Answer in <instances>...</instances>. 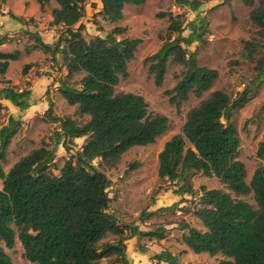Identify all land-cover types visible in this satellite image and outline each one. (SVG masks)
<instances>
[{"label":"trees","instance_id":"1","mask_svg":"<svg viewBox=\"0 0 264 264\" xmlns=\"http://www.w3.org/2000/svg\"><path fill=\"white\" fill-rule=\"evenodd\" d=\"M35 1L42 11L52 1L56 4L51 24L62 27L63 33L55 45L37 38V46L51 55L56 64L57 56L62 57L67 76L60 81L59 91L68 105L89 120L78 124L69 117L56 119L62 131L55 134V147L44 145L33 150L8 173L2 163H6V151L20 121L10 116L7 125L0 128V264H14L7 250H14L17 240L25 258L35 264H129L126 233L162 241L168 231L158 228L144 232L135 224L121 225L108 210L111 181L94 163L115 168L131 148L152 145L169 129L168 118L151 114L142 96L115 90L121 80L129 78V63L135 59L142 40H118L117 36L127 31L120 26L106 37L87 40L85 26L77 27L86 15L87 0ZM242 1L252 8L249 20L260 37L244 42L247 57L256 63L254 82L258 85L264 82V0ZM101 2L104 10L100 17L116 24L123 20L127 5L140 6L146 0ZM6 3L7 0H0V8ZM175 3L192 11L201 7L199 1ZM205 25L203 18L198 24L188 23L191 33L186 37L184 22L170 15L168 31L176 37H169L156 54L144 60L145 65L150 64L148 71L159 87L164 83L169 62L185 68L176 86L165 92L178 110L191 94L201 98L210 92L219 79L217 70L199 66L197 53L187 49L201 41L199 31ZM6 41L0 35V46ZM253 52L261 57L256 59ZM19 56L18 51L0 52L1 76ZM28 69L26 66L25 72ZM76 76H81L80 80H74ZM251 92V88H246L232 99L224 90L212 91L188 111L182 132L169 139L158 156L159 178L173 184V193L179 197L194 195L192 179L199 174L217 178L227 190L201 189L193 215L203 223L205 231L187 224L181 226V230H187L183 243L194 254H221L226 260L219 264H264V139L256 152L262 164L248 184L246 166L239 160V133L232 122L233 112L244 106ZM30 96L28 90L0 87V117L5 110L3 100L23 112L29 108ZM47 115L52 116V106ZM78 139L85 140L82 150L71 155L56 176L50 166L56 159L57 147L62 144L69 151ZM249 196L253 204L240 199ZM179 207L177 203L168 209ZM111 236L117 240L104 242ZM154 260L156 264H179L178 258L167 250L156 254Z\"/></svg>","mask_w":264,"mask_h":264},{"label":"rangeland","instance_id":"2","mask_svg":"<svg viewBox=\"0 0 264 264\" xmlns=\"http://www.w3.org/2000/svg\"><path fill=\"white\" fill-rule=\"evenodd\" d=\"M190 1H199L200 9L192 11L189 8L180 7L175 3V0H146V3L140 6L127 5L124 9L123 20L117 24L106 22L101 17L96 19L95 23L91 15L85 24L84 35L87 40L97 36L106 37L117 26L127 28L125 34L117 36L118 40L125 38L142 40L135 59L129 63V78L121 80L115 90L117 93H135L142 96L148 103V110L151 114L162 115L169 120L168 131L158 138L156 143L145 147L131 148L122 156L115 168H107L102 163L99 164L98 161L94 163L97 169L111 181V187L108 189L111 199L108 210L121 225L135 224L144 232L158 228H166L168 231L167 238L162 242L147 237L130 236L129 233H126V257L129 264H156L154 256L162 250L174 254L178 258L179 264H219L226 260L221 254L216 256L207 253L194 254L182 241V236L187 233V230H181V226L187 224L205 231L203 223L193 215V209L202 195L203 187L208 190L223 189L227 191L219 180L199 174L192 179L194 195L179 197L173 193L175 190L173 184L161 180L158 176V156L165 143L182 132L188 111L197 106L212 91L224 90L232 99H235L246 88H251L252 92L249 94L248 101L242 108L234 111L232 116V122L236 125L241 141L239 160L246 166L248 184H250L256 169L262 164L257 159L256 152L259 143L264 139V82L255 84L256 63L247 57L244 44L246 41H257L260 38L257 27L249 20L252 8L247 7L242 0ZM257 1L255 0V2ZM170 15L184 22L183 35L186 37L191 33L187 27L188 23L198 24L200 18L206 21L205 27L199 31L201 41L187 49L189 52L197 53L199 66L219 72V79L210 92L205 93L201 98L191 94L189 100L182 103L180 110L170 104L169 97L165 95V92L176 86L185 68L169 62L164 83L159 87L155 83L154 75L148 71L150 64L145 65L144 63L147 57L156 54L161 49L169 37H176L175 34L170 36L168 31ZM9 17L11 16L8 14L5 21L11 22ZM6 25L2 26L10 27ZM9 34L13 35L11 42L23 47H30L32 51L40 53L36 63L14 64L8 69L6 76L0 74V87L9 86L19 91L24 89L27 84L28 87L31 85L24 81L31 69L40 65V62L42 63L40 66L46 65L51 61V55L46 54L40 46H37V37L25 32L13 34L10 31ZM9 34L6 35L7 40H9ZM57 40L53 42V45ZM35 44L36 47H34ZM15 50L10 47L1 52L15 53L17 52ZM253 56L258 59L261 54L253 52ZM26 66H29V69L25 72ZM53 68H57L55 73L63 74L59 65H55ZM39 76L41 75L38 71L35 77ZM80 78L81 76H76L74 80H80ZM54 102L58 109V117L72 118L78 124H84L89 120L88 116H80L76 107L66 105L61 95H58ZM9 115V109L5 108L0 117V127L6 123ZM20 124L7 148L6 163H2L5 172L33 150L44 145L53 148L55 133L59 129L58 125L54 124L46 115L33 121H21ZM82 144H84L83 140L78 141L69 151L59 148L56 154V163L50 166L56 176L60 174V170L71 158L70 156L80 150L78 146ZM0 189H2L1 179ZM240 199L251 204L254 203L251 196ZM177 203H180L178 209H168ZM165 208L168 210L165 211ZM160 209L164 211H159ZM116 240L111 236L104 242L113 243ZM7 253L14 264H35L25 258L24 249L18 240L14 250H7Z\"/></svg>","mask_w":264,"mask_h":264},{"label":"crops","instance_id":"3","mask_svg":"<svg viewBox=\"0 0 264 264\" xmlns=\"http://www.w3.org/2000/svg\"><path fill=\"white\" fill-rule=\"evenodd\" d=\"M50 5H52L50 6L51 8L48 6L45 8L44 11H42L40 5L35 0H9V1L7 0V3L2 5L1 6L2 9H0L1 11L0 26H2L3 24L5 25L7 24L11 28L10 27L6 28L5 26L0 27V35L6 37V35L9 34L10 31L13 32V34L18 33V32H25L26 34H29V35H32L34 37L41 39L43 42H45L48 45H53V42L56 41L60 37L63 30H62V27H56L51 24L53 22L52 10L53 8L56 7V4L54 1H52ZM99 7L100 5L98 4L97 0H87L86 6H85L86 16H87L85 20V24H87V21H89L88 19L90 15L91 17H93V21L95 20V18L98 19L100 17L101 13L96 14L95 16L93 15L94 13L93 10ZM8 14L9 16H11L9 17L11 18L9 21L11 22H7L8 20L5 21L6 17H8ZM12 16H14V18L16 19H14ZM59 29H60V32H59ZM55 30H56V36H55ZM8 37H9V40H7L3 45L0 46V52L10 47L15 48L16 49L15 51L20 52V56L18 60L10 62L9 68L12 67V65L18 64V63H23V65H28V64L37 62V58L40 56V53H38L37 51H32V48L30 47H23L22 45H18L15 42H11V38L13 37V35L9 34ZM34 47H36V44ZM1 53H4V52H1ZM45 58H47V56H45ZM57 58H58L59 64L54 63L52 61V57H50L51 59L50 62L42 66H40L42 64L40 62V65L38 64L37 66L33 67L30 73L25 76L24 81L31 83V85L28 87V84H27L24 86V89L22 88L19 91L22 92L23 90H28L31 93V98L29 100V108L27 110L22 112L19 108L14 106L11 102L6 101V100L2 101V104L4 105V107L9 109L10 115L8 116V119L10 116H14L21 123V121H33L38 118H43L44 115H46L48 118L51 119V121L54 124L58 125L59 129L57 132L62 131L61 123L56 121V119L61 118V117L57 116L58 109L54 102V99L58 95H61L59 91L60 81L65 79V77L67 76V70L63 66L62 57L58 55ZM55 65H59V67L62 68L63 74H61V72L55 73V71H57V68H53ZM38 71L40 72L41 76L36 78L35 77L36 72L38 73ZM61 97L63 98L62 95ZM63 100L66 103V105H68L64 98ZM51 106H52V116L49 117L47 115V112L51 108ZM70 107H73V106H70ZM8 119L6 123L3 124V126L7 125ZM80 140H83V143L85 142L84 139H78V140H75V144H77L78 141ZM83 145L84 144L78 146L80 148L79 151L82 150ZM54 147H55V143H54L53 148ZM59 148H63L62 144L57 147V151L59 150ZM56 159L54 163H56ZM8 171L5 173H8ZM162 241H159V242H162ZM162 251H165V250H162Z\"/></svg>","mask_w":264,"mask_h":264},{"label":"water","instance_id":"4","mask_svg":"<svg viewBox=\"0 0 264 264\" xmlns=\"http://www.w3.org/2000/svg\"><path fill=\"white\" fill-rule=\"evenodd\" d=\"M97 2H98V4L100 5V7L99 8H95V10H93V15L95 16L96 14H99V13H102L103 12V10H104V8H103V4H102V2H101V0H97ZM86 15H85V17L80 21V23L77 25V27H79V26H81V25H85V20H86ZM90 19V18H89ZM88 19V20H89ZM92 19H93V17H92ZM63 33V32H62ZM62 35V34H61ZM60 35V36H61Z\"/></svg>","mask_w":264,"mask_h":264}]
</instances>
